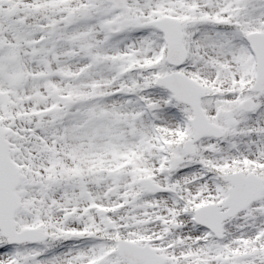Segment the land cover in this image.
Listing matches in <instances>:
<instances>
[{
	"label": "snow or ice",
	"instance_id": "snow-or-ice-1",
	"mask_svg": "<svg viewBox=\"0 0 264 264\" xmlns=\"http://www.w3.org/2000/svg\"><path fill=\"white\" fill-rule=\"evenodd\" d=\"M0 264H264V0H0Z\"/></svg>",
	"mask_w": 264,
	"mask_h": 264
}]
</instances>
